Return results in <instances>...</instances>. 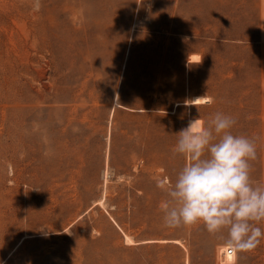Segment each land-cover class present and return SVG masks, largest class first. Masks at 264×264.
I'll return each instance as SVG.
<instances>
[{
	"label": "rangeland",
	"instance_id": "obj_1",
	"mask_svg": "<svg viewBox=\"0 0 264 264\" xmlns=\"http://www.w3.org/2000/svg\"><path fill=\"white\" fill-rule=\"evenodd\" d=\"M39 3L0 0V264H264V238L225 259L202 224L165 227L157 187L218 112L264 185V0Z\"/></svg>",
	"mask_w": 264,
	"mask_h": 264
},
{
	"label": "clouds",
	"instance_id": "obj_2",
	"mask_svg": "<svg viewBox=\"0 0 264 264\" xmlns=\"http://www.w3.org/2000/svg\"><path fill=\"white\" fill-rule=\"evenodd\" d=\"M35 7L39 9V0ZM236 120L216 113L208 121L189 120L176 135L173 155L186 163L174 182L157 183L167 199L162 205L164 226L170 229L202 224L236 253L254 250L264 238L257 225L264 221V185L254 184L250 160L256 159L253 140L234 135Z\"/></svg>",
	"mask_w": 264,
	"mask_h": 264
},
{
	"label": "bare ground",
	"instance_id": "obj_3",
	"mask_svg": "<svg viewBox=\"0 0 264 264\" xmlns=\"http://www.w3.org/2000/svg\"><path fill=\"white\" fill-rule=\"evenodd\" d=\"M197 57L195 54H192L190 56V61H195L197 60ZM208 98L207 97H203V96H195L192 98V100L190 102H186V103H192V104H196V103H203L205 101H207ZM227 249V247L222 251L224 253V251ZM230 256H233V255H225V259H227V257H230Z\"/></svg>",
	"mask_w": 264,
	"mask_h": 264
},
{
	"label": "built area",
	"instance_id": "obj_4",
	"mask_svg": "<svg viewBox=\"0 0 264 264\" xmlns=\"http://www.w3.org/2000/svg\"><path fill=\"white\" fill-rule=\"evenodd\" d=\"M225 255H233L235 256L236 255V252H234L232 249H230L228 246H227V249L224 251V256Z\"/></svg>",
	"mask_w": 264,
	"mask_h": 264
}]
</instances>
